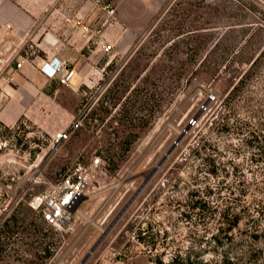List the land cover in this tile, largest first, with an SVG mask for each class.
Returning a JSON list of instances; mask_svg holds the SVG:
<instances>
[{"label":"rangeland","instance_id":"obj_1","mask_svg":"<svg viewBox=\"0 0 264 264\" xmlns=\"http://www.w3.org/2000/svg\"><path fill=\"white\" fill-rule=\"evenodd\" d=\"M49 1L38 36L0 62V105L6 69L37 68L45 37L53 52L67 48L54 41V7L75 14L82 52L97 57L86 86H45L32 103L38 124L0 123V264H264V161L251 162L264 141L249 134L264 132V0H166L131 45L102 51L114 0ZM78 164L90 190L68 230L48 228L28 205L45 189L33 180L55 183ZM234 206L240 224L218 230L220 210Z\"/></svg>","mask_w":264,"mask_h":264},{"label":"crops","instance_id":"obj_2","mask_svg":"<svg viewBox=\"0 0 264 264\" xmlns=\"http://www.w3.org/2000/svg\"><path fill=\"white\" fill-rule=\"evenodd\" d=\"M56 1L54 0V2ZM164 2L166 0H114L111 7L114 13L108 15L105 11L104 18L101 20L104 32H101L97 50L102 51L103 46L104 48L112 47L114 43L122 48L131 45L136 34L150 28L156 21ZM49 8V0H0V53L3 58L9 56L10 49L13 50L17 46L22 47L23 44L29 43L31 37V40H34L38 36L39 32H34L29 37L30 31L35 27L38 31L41 23L44 22L46 10ZM83 10L86 16L91 14L89 13L91 9L88 6H85ZM64 11L62 7L53 8V21H56L54 23L57 24L58 32V36H54V41L60 45H68L67 48L63 50L58 48L53 52L45 44L48 40V37H45L41 45L39 44L43 48L41 49L42 55L34 58L37 68L23 65L14 73L11 68L6 69L10 78L7 84H3L1 87V94L6 98V102L0 105V123L2 125L11 127L21 118L33 120L38 124V111L42 108L32 105V103L39 94L45 97V86L55 81L46 79L39 71L44 63L57 59L74 69L75 74L70 83V87L74 90L86 86L89 78L92 77V62L94 56L97 57L96 53L82 52L87 42L81 39L82 28L77 27L75 14L72 16L69 12L66 17ZM6 25L10 26L7 31L5 30ZM77 39L76 44L75 40ZM6 58L4 60H7Z\"/></svg>","mask_w":264,"mask_h":264},{"label":"built area","instance_id":"obj_3","mask_svg":"<svg viewBox=\"0 0 264 264\" xmlns=\"http://www.w3.org/2000/svg\"><path fill=\"white\" fill-rule=\"evenodd\" d=\"M106 13L112 15L114 10L106 7ZM10 26L6 25L5 30H9ZM4 58L0 53V62ZM17 68L22 67V62H17ZM39 71L48 80H55L62 86H69L74 77L75 71L69 68L66 63L57 59H52L44 63ZM83 118V117H82ZM80 115L73 120L71 125L65 131L58 132L52 137L51 149L57 148L66 142L80 125H82ZM100 166L99 159H94L90 163L91 169ZM33 185H45V189L33 195L28 203L29 207L37 211L40 219L46 227L57 230H68L75 220L78 206L91 187V179L89 171L85 166L76 165L71 173L60 179L59 181L45 182V179L39 175L34 178ZM10 205V201L3 206L5 212Z\"/></svg>","mask_w":264,"mask_h":264},{"label":"trees","instance_id":"obj_4","mask_svg":"<svg viewBox=\"0 0 264 264\" xmlns=\"http://www.w3.org/2000/svg\"><path fill=\"white\" fill-rule=\"evenodd\" d=\"M249 134H250L252 142L260 143V142L264 141V132H262V131L253 130ZM258 151H260V150L258 149ZM261 151H260V153H261ZM253 156L255 158L256 154ZM260 158H262V159H258V160L251 159V162L252 163H253V161L259 162V160L264 161V157H260ZM263 172H264V169H263ZM262 177L264 178V173L262 174ZM241 220H242L241 213H239V210L236 209V206H234V208L224 207L219 212V221H220L219 224H220V226H219L218 230L230 233L232 230H234L235 228L238 227ZM42 223H43V221H42ZM246 231H244V232H246ZM246 234L248 235V238H251V239L252 238L255 239V238L259 237L258 231H252V232L249 231ZM226 239L230 240V241L232 240V238H229V237H226ZM232 243L233 242H230V245H232ZM228 246H229V243H228ZM247 248H248V250L246 251L247 253L254 252V251L258 250V249L257 250L255 249L256 247L254 246V244L247 246ZM231 261L232 260L229 257H226L224 259V262H226V263H229V262L231 263Z\"/></svg>","mask_w":264,"mask_h":264},{"label":"water","instance_id":"obj_5","mask_svg":"<svg viewBox=\"0 0 264 264\" xmlns=\"http://www.w3.org/2000/svg\"><path fill=\"white\" fill-rule=\"evenodd\" d=\"M88 108H89V106H87V107L82 111V113L80 114V118H82V117L85 115V113H86V111L88 110Z\"/></svg>","mask_w":264,"mask_h":264},{"label":"bare ground","instance_id":"obj_6","mask_svg":"<svg viewBox=\"0 0 264 264\" xmlns=\"http://www.w3.org/2000/svg\"><path fill=\"white\" fill-rule=\"evenodd\" d=\"M77 213H78V210H77Z\"/></svg>","mask_w":264,"mask_h":264}]
</instances>
